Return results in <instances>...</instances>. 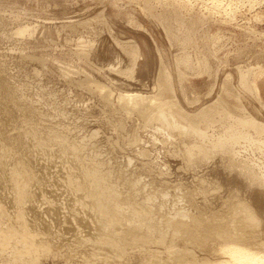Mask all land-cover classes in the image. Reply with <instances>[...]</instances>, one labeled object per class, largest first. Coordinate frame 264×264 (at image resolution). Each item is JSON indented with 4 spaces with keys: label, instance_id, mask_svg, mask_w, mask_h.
Wrapping results in <instances>:
<instances>
[{
    "label": "rangeland",
    "instance_id": "374dc122",
    "mask_svg": "<svg viewBox=\"0 0 264 264\" xmlns=\"http://www.w3.org/2000/svg\"><path fill=\"white\" fill-rule=\"evenodd\" d=\"M135 48L140 56L133 66ZM184 56L188 64L179 63ZM162 67L172 75L168 96L186 112L223 96L237 105V95L264 122V0H0V148L9 152L0 158V241L11 240L6 246L0 242V264H7L19 248L25 252L33 236L55 242V252L39 256L36 264H151L153 257L176 264L177 253L168 251L169 246L187 249L188 261L213 263L223 257L219 247L215 249L213 240L204 246L199 240L240 199L251 203L261 219L256 231L262 233H255L254 245L258 252L264 250V187L252 184L242 171L243 162L251 158L256 160L252 164L258 161L253 164L258 172L264 169V145L241 142L239 164L222 151L190 160L185 150L193 136L161 131L158 123H146V113L130 112L120 102L121 94H156ZM242 72L256 82L259 96L242 86ZM219 123L214 130L207 128L209 132L219 130ZM42 146L53 151L42 152ZM82 171L88 186L81 194L87 199L97 197L104 206L109 193H99L113 186L124 211L137 205L149 211L144 223L159 228L151 230L135 220L129 232L123 231L127 234L106 228L115 250L124 254H93L80 236L96 235L100 222L76 209L63 185L70 173L80 176ZM19 188L31 195L23 197ZM15 197L20 199L17 204ZM18 209L24 210L32 237L17 224ZM180 212L191 222L200 220L196 227L203 222L197 242H185L182 233L166 227L165 221ZM7 227L12 229L3 232ZM146 237L148 244L137 241ZM125 241L129 245L121 248Z\"/></svg>",
    "mask_w": 264,
    "mask_h": 264
},
{
    "label": "bare ground",
    "instance_id": "6f19581e",
    "mask_svg": "<svg viewBox=\"0 0 264 264\" xmlns=\"http://www.w3.org/2000/svg\"><path fill=\"white\" fill-rule=\"evenodd\" d=\"M136 48H138V47H136ZM136 48L134 50V56H135L134 58H135V60L133 58V60H134L133 66L135 65L136 59L140 56L139 55V51ZM179 63L180 64H188L189 63V57L188 56L182 57L181 59H179ZM248 75L249 74H244V72L241 73L240 78H241L242 86H244L245 88L253 89L254 91H251V92H253V93L255 92V94L257 96H259L258 85L256 84V82H252V83L249 82L250 80L248 79L249 78ZM100 89H101V92H102V94L104 96L110 97L109 96V92L107 91V89H105L104 87H100ZM225 89H226L225 92L227 93V95H233V92H232L231 89L227 90L226 87H225ZM172 92H173L172 75H171V73L169 72L168 69L162 67L160 69V72H159V75H158V92L156 94L149 95V96L138 94V93H136V94H125V95L121 94L119 96V100L123 104V106L127 107L128 111H130V112L131 111H138V112H141V113L142 112L146 113L147 114V117H146L147 119H145L146 123H149V124L158 123L160 125L159 127H161V131L165 130L169 134H172L173 131H176V132L179 131L180 132L179 134H182L183 136L184 135L185 136H193L192 138H194V140H192V142H190L191 144L186 146V150H185V152H186L185 155H187L190 160H193L192 157L194 158L195 155H197V156L199 155L203 159L204 157H207V156L209 157V156L213 155V153H215L216 151H218V153H219V151H220V153L222 151V153L226 152L227 154H229L231 156L232 160H229V161H231V162L233 161L232 162L233 164L235 162L236 163L238 162V164H239L240 159L238 157L239 151H238L237 147H238V145H240V147H241V144H240L241 142H243V141L244 142L247 141L248 143L253 142L254 144L253 143L252 144L255 145V147H257L255 142L260 144L259 146L264 145V122L258 120L253 115H251L246 110V107L241 105V101H240V99H239V97L237 95L235 96V101L237 102V105H232L223 96V97H218V99L213 101L211 104L205 105V106L199 108L195 112L193 111V113H188V112H186L184 109H182L180 107L181 105L179 106L178 102L173 97L168 96V94L172 93ZM219 122H221V124ZM216 123L220 124V127H218L219 130L217 129V131H216V129H215L216 132L213 131V133L212 132L210 133L209 132V130H210L209 128L212 129L213 127H215ZM203 124H204V127L202 126ZM213 130H214V128H213ZM255 138H258V141ZM36 139H38V138H36ZM38 140H40V139H38ZM45 140L46 139L42 138V140H40V141H45ZM60 146H63V145L60 144ZM259 146L257 148H260ZM63 147H61V148H63ZM6 149H7V147H6ZM6 149L2 148V146H1V148H0V158L7 156V153H9V152ZM51 149L53 151V147H51V146L45 147V148L42 146L39 150H41L43 152V151L51 150ZM60 151H62V150H60ZM245 151H247V149ZM63 153H64V151H63ZM229 155H228V157H230ZM39 156H40V154H39ZM223 156H224V154H223ZM244 156H246V155L244 154ZM240 157H242V156H240ZM3 159H5V158H3ZM10 159H11V156H10ZM196 159H198V158H196ZM236 159H238V160H236ZM242 159H243V157H242ZM249 159H250V157H249ZM253 161H256V160L253 158ZM253 161H252V158H251V161L249 162L250 164L247 163V160H246V162H243L242 171L244 170V174L248 176V178H249V180H250V182L252 184H254V183L255 184H259V185L264 187V169H262L264 167H262L261 168L262 170H260L258 172L257 169H255V167L253 165V164L259 165L258 161L254 162L252 164ZM231 162H230V164H231ZM1 164H2V162H1ZM13 165H11V166H13L15 168L16 167L15 165H17V164H13ZM241 165H242V163H241ZM64 166H65V164H64ZM260 166H261V164H260ZM63 167H62V169H63ZM236 167H234V168H236ZM14 168L13 169L11 168L10 172L12 170H14ZM237 168L240 170V166L237 167ZM54 169L56 170V168H54ZM16 170H18V169H16ZM87 171L88 170H84V173L87 174ZM17 172L15 171V173H17ZM90 172L92 173L93 171L90 170ZM84 173L82 171V175H80V176L70 173L64 179V184H63L65 186L64 189L73 198V201H74L73 206L76 209H81V212L83 211V215H84V213H88V214L94 215L95 218H97L98 221L100 222V227H99L100 230H99V232L96 235H94L91 238L81 235L80 236V240L82 241L83 238L84 239L86 238L88 241H90V243H88L87 240H86L84 246H87L93 254L104 253L106 255H109V257H112L113 256L112 254L114 253V254H116V256H118V258H120L122 256L121 254H124V252L122 251V249L121 250L120 249L119 250H115V249H117L116 248V244L114 243V240H112V238H110V236L107 235L109 233L107 232L108 230H106V228H109L110 231H112V229H113V233L118 232V234H119L120 231H121L120 233H122V234L124 232H129V228L133 227L132 223H134V220L139 222V223H141V224H142V222L144 223L145 217L148 216L149 211H147V212L146 211H142L141 208H139L137 205L133 206V211L130 208L131 210L129 209L130 210V211H128L129 213L126 211L127 208L124 211L123 208H125V207H123V206H125V205L121 204L120 202H118V203L116 202V201H118V197H117V195H118L117 193L118 192H117V189L115 190V188H113V186L112 187H107V189L105 191L102 190V192L99 193V194H103L104 192L105 193L106 192L109 193L108 198H106V204L104 206L102 205L103 202H101V200L99 198H97V197H95L93 199H90V198L87 199L84 195L81 194V193H83V191L85 189H87V186H88L87 184H86L87 185L86 186L85 183H83V176H85V175H83ZM0 174H1V177H3L2 173H0ZM18 174L20 175L19 172H18ZM17 175H15V176H17ZM11 176H13V175H11ZM11 176L8 175V177H11ZM17 178H18V176H17ZM21 178H24V177H21ZM21 178H20L19 182L21 181ZM31 178H30V180H31ZM35 180H36V178H35ZM94 181L95 182L92 185L93 187H95L96 184L98 183L97 179L94 180ZM12 182H13V180H12ZM80 182H81V184H80ZM23 183H24V181H23ZM73 183L80 184V185L79 186H73V188H72L71 184H73ZM5 188H6V186H5ZM14 189H16V188H14ZM22 189H23V187H22ZM22 189L19 188V190H22ZM16 190H18V189H16ZM22 191H23V193H22ZM22 191H21L20 195L23 194V195H25V197L31 195L30 191L28 189H26V188H24V190H22ZM6 192H8V191H6ZM18 195H19V192H18ZM7 196H8V193H7ZM149 197H151V196H149ZM13 199H14V201H16V204H17V201L20 200V199H18V197H15ZM27 203H28V201H27ZM38 204H40V202ZM226 204H228V203H226ZM19 207L21 208V206H19ZM32 208L35 211L39 210V208L37 206H35V205H32ZM230 208H231L229 210L230 212L228 211L229 215H227L228 214L227 213L226 217H224L225 213H222V215L223 214L224 215L223 216L220 215V216L224 217V218L221 219V217L218 216V217H220V219H217V218L215 219L217 221V223H219L218 224L219 226L217 225L218 227L216 226V227L212 228V226L214 224L212 226L210 225L211 226V229L209 230L210 233H208L209 232L208 229L210 228V226L207 229V233L209 235L207 233H205L204 232L205 230H204L203 232L207 236L205 235L206 237H204V241H203V236H202V240L201 239L199 240V242L202 241L201 245H203V246H204L205 243H207V245H208V241L209 240H210V242L214 241L215 244H217V245H215L216 247L214 246L215 249L216 248L218 249V247H219L218 251L222 254L223 257L222 258L220 257L219 261H215L213 263L212 262L209 263L208 260H203L204 262L203 263L201 262V264H264V250L261 249L262 251L259 250L260 252H258L257 251L258 248L255 247V245H256L255 244L256 243L255 240L257 238L256 237V235H257L256 232H258V231H256V229L261 224V219H260L259 215L257 214L256 209L251 205V203H249V202H247L245 200H242V199L237 201V203L232 204V207H230ZM0 209H1V207H0ZM121 209L123 211H121ZM18 210H20V209H18ZM18 210H16V211H18ZM72 210H73V208H72ZM222 211H223V209H222ZM225 211H227V210H225ZM1 212H3V211H1ZM21 212L22 211L20 210V213ZM23 212H24V210H23ZM23 212H22V214L18 213V215H17L19 217L20 224L17 223V222L16 223L22 228V231H23L25 236L26 235L30 236L31 230L27 226L28 222H27V224H26V222H24V218L22 216L24 214ZM121 212H127L128 214H126L124 218H121L120 217V213ZM142 212H146V213L144 214ZM31 213H33V212H31ZM77 213H79V212H77ZM131 213L135 215V218L137 220L132 217ZM185 213L180 212L179 217L176 215V217L174 216V219H172V218H170L169 220L167 219L165 221V225H166L167 228L173 227V229H174V231L176 233H182L180 236H181V239L182 238H183V240L185 239L184 240L185 242L186 241H191V240H192V242H194L196 240L197 235L201 236V233L198 234L199 232H197V231H199L198 228L203 227V226H201L203 224V222L202 223L200 222L201 224H199V226L196 227L195 225L200 220L197 221V220L192 219V222H191V221L188 220L189 219L188 218V214H185ZM176 214H178V213H176ZM43 215H46V214H43ZM215 217H217V216H215ZM149 221H150V219H149ZM201 221H203V220H201ZM209 222H208V224H209ZM144 224H145V226H147L146 224H148L147 227H150L151 230H152V228L153 229L159 228V227H157V225L153 224L152 222L151 223H144ZM204 224H206V223H204ZM12 225H15V223L12 224ZM205 226H207V224ZM127 227H128V230L126 229ZM79 228H81V227H79ZM9 229H12V228L7 227V228H5V230L3 232L7 233V231ZM123 229H125V230H123ZM201 230H202V228H201ZM260 232L261 231H259L258 233L260 234ZM166 233H167V230H166ZM255 233H256V235H255ZM124 234H127V233H124ZM165 235L166 234L163 231V236H165ZM103 236L104 237L106 236L108 239L105 240L103 238ZM4 237L6 238V236H4ZM7 237H9V235H7ZM30 237H32V236H30ZM33 238H34V236H33ZM33 238H32V240H33L32 242L29 243V241H28L29 244H27V246H24L25 247V249H24L25 252L19 250L20 249L19 248L18 250L13 252L14 254L10 258L12 261L8 259L7 262L8 261L9 262L7 264H23V263H25V264H36L37 263V258L39 256L47 255L48 253L55 252L54 251L55 250L54 249L55 242H52L49 239H45V241H42V239L40 241L38 239L39 240L38 241V240H34L35 238L34 239ZM193 239H195V240L193 241ZM211 240H213V241H211ZM10 241L11 240H8V241H5V242L0 241V242H1V244L3 246L4 245L6 246L7 244L10 243ZM137 241L142 243L143 245L148 244L150 242L149 238H147V237L146 238H141V240L139 239ZM197 241L198 240H196V242ZM123 242H124V240H123ZM127 242L125 241V243H122L121 248L124 247L125 245H129V244H127ZM262 242H263V240H262ZM262 242H259L258 244H260ZM87 243H88V245H87ZM130 244H132V242ZM197 245H198V243H197ZM262 246H264V244ZM22 247H23V245H22ZM253 248H255V251H254ZM123 249L126 251L125 248H123ZM167 249L171 253L172 252L175 253V254L177 253V257L176 256H175L176 258L174 257V260L177 259V260H175L176 264H199V262L195 261L196 258L193 259L194 261H192V262L188 261V259H187L188 257H186V256H187V254L189 252H187L188 251L187 249L185 250V249H182V248L172 247V246L171 247L169 246ZM24 253H26V254H24ZM25 255H26V257L23 259L22 256H25ZM105 257H107V256H105ZM87 259H88V257H87ZM86 262H90V261L86 260ZM162 263L163 262H160L159 260L157 261L154 257H153V260H151V264H162ZM3 264H6V262H3Z\"/></svg>",
    "mask_w": 264,
    "mask_h": 264
}]
</instances>
